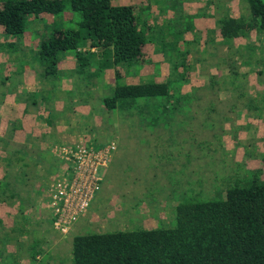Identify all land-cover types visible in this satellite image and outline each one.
I'll use <instances>...</instances> for the list:
<instances>
[{"label":"rangeland","instance_id":"1","mask_svg":"<svg viewBox=\"0 0 264 264\" xmlns=\"http://www.w3.org/2000/svg\"><path fill=\"white\" fill-rule=\"evenodd\" d=\"M208 1L161 0V5L149 14V20L157 24L149 27L150 32H158L157 35L161 33L158 38L165 34L167 37L156 42L151 56L143 53L133 63L136 66L143 61L148 74L142 71H138L137 76L132 74L135 70L132 65L113 68L123 76L124 81L130 82L128 84L149 82V76L170 79L174 85L173 90L180 89V92L190 94L188 101H180L173 111L157 116L153 123L150 120L154 117L146 116V110L133 111L134 115L129 118L127 112L121 114L106 110L101 106V100L97 118L92 117L89 122V125L98 126L99 133H90L89 130L83 140L73 145L92 146V142L113 141L116 150L112 162L99 170L102 176L100 188L85 215L65 233L54 228L52 217L46 222L47 212L52 216L48 187L66 168V164L58 169L54 177L46 175L44 182L41 181L39 172L35 174L37 168L31 164L28 169L32 176L25 187L38 190V193H25L24 196L28 201L32 199L33 204L43 202L41 207H37L40 214L34 211L33 218L30 217V212L23 214L19 198L13 199L11 203L0 202V263L8 264L9 260L17 258L5 257L10 252H15L20 258L21 255L35 258L38 249L40 252L46 250L44 254H54L52 244L57 242L56 247L61 255L58 258L63 257V260L54 258L48 261L49 264H70L67 255L71 256L69 248L72 238L77 234L140 227H171L174 225L177 204L187 199H214L218 189L224 190L227 187L230 175H243L247 170L258 168L261 169L260 179L264 182V162L260 155L264 152V33L247 32L246 35L233 39L230 44L214 35L212 29L203 34L205 25L212 24L223 14L238 16L246 13L244 4L241 5L238 0H210L214 4H208ZM208 7L213 10V17L205 18L202 14ZM159 11L170 16L169 28L163 27L164 22L160 20L163 14ZM147 13L148 11L140 13L141 17L145 18ZM79 18L78 13L67 9L60 17L49 15L44 22L42 20V24L37 25L40 32L34 31L35 39L29 44L30 49L39 48L40 42L47 39L55 23H59V26H73ZM34 19L41 21L40 17ZM30 20L27 21L25 32L31 31L33 21ZM236 48L240 49V54L235 52ZM86 50L93 52L96 48L87 47ZM68 53V61L74 63L76 68L64 73H72L75 77L79 75L77 58L73 52ZM68 53H62L60 60L65 59ZM38 65L42 66L37 61L34 67L37 78L41 75L42 80L54 79L55 75L45 76L42 70H36ZM110 93V89H102L100 92L102 97ZM37 97L39 95L36 99ZM248 97L255 98L259 107L247 108ZM99 102L100 100H96L92 105ZM65 113L60 111L59 117ZM20 125L16 124L15 129ZM12 132L13 130H8L2 134L0 130V136L9 138L10 133L13 136ZM38 137L37 140L44 139L43 134ZM32 141L34 144L36 140ZM34 146L30 150L32 154L36 152V145ZM57 152L54 154L57 155ZM57 156L59 164L64 162ZM4 162H0L1 169L7 168L8 162L5 163L6 166ZM26 162H30L28 158ZM12 168V172H17L18 167ZM68 174L70 176V171ZM24 207H27V202ZM8 239L7 243L4 242ZM33 264L36 263L33 261Z\"/></svg>","mask_w":264,"mask_h":264},{"label":"trees","instance_id":"2","mask_svg":"<svg viewBox=\"0 0 264 264\" xmlns=\"http://www.w3.org/2000/svg\"><path fill=\"white\" fill-rule=\"evenodd\" d=\"M238 1L244 4L246 13L237 17L223 14L216 19L220 35L228 44L247 32L264 33V0ZM208 4L214 3L209 0ZM66 9L78 13L80 18L73 26L54 28L53 35L40 42L36 58L45 76L56 72L57 63L66 52L75 54L77 71L85 78L97 76L106 68L133 66L150 42V27L142 22L136 8L114 5L111 0H0V26L5 38L19 37L30 16L46 13L60 17ZM202 15H207L206 11ZM87 47H95L98 52H90ZM235 52L241 53L239 48ZM100 57L103 60L96 65L97 71L87 72ZM173 87L170 79L128 84L116 71L115 85L109 95L101 98L102 105L121 114L146 110L166 115L190 96ZM246 106L259 107V102L248 97ZM157 116L150 121L155 123ZM7 143L8 138L0 136L4 150ZM34 145L32 142V149ZM260 155L264 162V152ZM56 156L49 148L36 147L35 154L29 153L30 162L19 166L15 173L9 164L11 157L2 158L8 163L0 179V202L11 203L19 198L20 211L24 212V203L33 202L26 200L24 194L38 193L25 187L32 176L28 167L56 160L48 163L49 174L59 169ZM260 175L258 168L243 175L235 173L230 175L224 190L216 191L214 199L180 202L171 227L77 234L71 242V264H264V182Z\"/></svg>","mask_w":264,"mask_h":264},{"label":"crops","instance_id":"3","mask_svg":"<svg viewBox=\"0 0 264 264\" xmlns=\"http://www.w3.org/2000/svg\"><path fill=\"white\" fill-rule=\"evenodd\" d=\"M111 1L112 4L114 5H123V4L132 5L136 8L139 14L148 11V13L145 15L146 17L145 18L142 17L144 19V21L142 22L146 23L148 26L157 24L149 20V14L150 12H153L155 8L157 9V6L161 5L160 4L161 0H151V2H149V0H111ZM146 8H148V10H146ZM205 11L207 13V15L204 16L205 18L213 17V10H210L208 7ZM159 13L161 15L163 14V16H161L160 19L161 22H164L162 23L163 27L166 26V28H169L170 24L168 23L169 21L168 17L170 16L166 14V12H165L166 15L164 13H161L160 11ZM49 15L50 14L44 13L41 16H39L41 19L40 21L41 23L38 22L36 19H34L35 17L30 16L29 17V20L31 19L30 22L33 21L35 23L31 22V31L24 32L22 34L23 38L21 37L20 39L17 36H9L8 38H5L3 27L0 26V130L2 131V134L7 133L8 130L10 131L13 130L12 133H14L13 136H11L10 133L6 149L4 150L3 147L0 148V162L3 161L2 158H5V156L11 157V162L9 164L15 167H19L26 162L29 156V152L32 149L31 146L33 142L32 139L35 140L36 137L42 134L44 136V139L36 140L34 142L36 147L42 150L49 148L52 150L53 153H55L57 152L56 150H58V146H65V145L74 146L73 145L74 143L83 140L85 135L87 136V131L89 130L90 133L93 132L99 133L97 129L98 126L95 124L89 125V122L92 119V117L94 119L97 118L96 113L98 114V111L100 109L99 104H101V98H102L100 92H102V89H104L105 91L109 89L111 90V88H113L115 85V76H114L115 69L113 68H106L101 74L97 73V76H93L91 78L89 77L90 79L83 77V75L79 76L77 74L74 77L72 73L65 74L64 72L66 70L74 71L76 68V65L74 63L71 64L68 61L70 59V54L68 52L66 53H68L69 55H67L65 59L60 60L57 63L58 70L55 72L56 74L55 73L53 74L55 75L53 76L54 79L42 80L41 75L40 78H37L34 67L38 61L35 54L37 53L38 49L36 50L35 47L30 49L29 44L32 40L35 39L34 31L40 32V30L37 29V25L42 24V20L44 22ZM233 17H237V16H233ZM44 26L45 25H41V27ZM61 27L64 26L61 25L59 26V23H55L54 28H61ZM54 28L50 30V34L48 35L47 38H50L53 35ZM210 30L214 31V35H216L217 37L219 36L218 38L221 37L219 28L217 27L216 24V20L212 24L207 23V25H205L203 29L204 31L203 34L207 33ZM157 33L158 32H150L149 29L150 42H147L146 45L144 46L143 53H146L151 56L153 53L154 46H156V42L157 41L159 42V39H163L164 37H167V35L165 34L163 37L158 38L161 35V33H159V35H157ZM160 43L162 44V42ZM95 52H98V49H96ZM101 58L102 57H100L99 59L97 58L96 63H93V65L89 68L87 72H96L97 71L95 69L96 65L98 64V62L100 63L101 60H103V58L102 59ZM143 64L144 62L141 61L139 62L138 65L133 66V69L135 70H133L132 74L135 73L137 76L139 71V73L143 72L147 75L148 74L147 68ZM160 64H162L161 61ZM70 67L72 68L70 69ZM36 70L40 72L41 70L43 71L42 66H40ZM149 77L151 79L150 81H154V82L166 81L163 79H155L154 77L151 78V76ZM121 78L124 81L123 76ZM145 79L146 78H142V80ZM145 81H149V80H145ZM124 82L130 83L127 81ZM136 83H140V82L137 81ZM136 83L133 82L131 84H136ZM49 92H53L55 94ZM37 95H39V97H37L36 99ZM31 96L33 97L30 98ZM96 100H100V102L97 105H92V103L96 102ZM45 102L47 103V105ZM60 111L66 113L63 116L59 117ZM91 114H93V116ZM144 114L149 117H155L156 115L158 116L165 115V113L159 114L157 112L144 113ZM127 115H129L130 118L134 114L133 112H129V114ZM139 115L140 114H138V116ZM47 120H49L50 123L47 122ZM18 123L21 125L17 127V129H15L16 124ZM105 143L106 142H102V141H97L96 143L92 142V146H101ZM131 143H133V141ZM113 155L114 152L112 156ZM112 156L109 162H112L111 160ZM17 160L18 162H14ZM5 163L6 162H4V165L6 166ZM48 163L49 162H45L44 165L41 164L36 165V168L38 170L36 171L37 173L39 172V177L43 182L46 180L45 176L48 175V170H49ZM62 165L64 166L65 162H61L58 168L62 167ZM2 169L0 168V171ZM58 171L59 170L56 169L51 171L49 173L50 177H54L58 173ZM3 172L4 171L0 172V179L3 176ZM41 204H43L42 201L41 203L37 201L34 204L33 202L27 203V207L26 208L24 207L23 214L27 215L28 212H30V217L33 218V212L36 211V214H38L39 210H37V207L38 206L41 207ZM47 213L48 215L47 217H45L46 222L51 218L49 212ZM32 218H30L31 221ZM47 227L49 228V226ZM55 241L58 240L56 239ZM53 245L55 251L54 254H51L50 252L44 254L43 252L46 250L41 249L42 252H40L38 249L35 258L33 257L30 258V255H27L26 257H22L21 255L20 258L19 255H17L15 252H10L9 254L5 255V257L7 258L17 257L14 258V260H9L8 264L9 263L33 264V261L36 264H49L48 261H51L54 258L58 260L61 259L63 260V257L59 259L61 255L59 254L58 247H56L57 242H53L52 246ZM70 249L71 248H69V251ZM70 257H71L70 255H67V260L70 261ZM19 259H21L22 262ZM69 263L71 264V261Z\"/></svg>","mask_w":264,"mask_h":264},{"label":"built area","instance_id":"4","mask_svg":"<svg viewBox=\"0 0 264 264\" xmlns=\"http://www.w3.org/2000/svg\"><path fill=\"white\" fill-rule=\"evenodd\" d=\"M115 150L113 141L101 146H59L57 154L64 160L66 168L48 187L55 229L67 232L86 213L100 188L102 177L99 170L108 165Z\"/></svg>","mask_w":264,"mask_h":264}]
</instances>
